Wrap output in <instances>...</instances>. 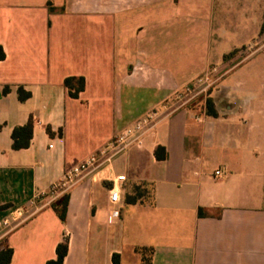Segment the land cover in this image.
I'll list each match as a JSON object with an SVG mask.
<instances>
[{
	"label": "crops",
	"instance_id": "0c3cea01",
	"mask_svg": "<svg viewBox=\"0 0 264 264\" xmlns=\"http://www.w3.org/2000/svg\"><path fill=\"white\" fill-rule=\"evenodd\" d=\"M262 15L264 0H0V218L17 207L28 217L0 242L9 264H45L61 243L62 264H113L114 255L118 264H264V208L241 201L251 181H264ZM225 32L236 40L223 45ZM212 63L209 94L182 97ZM68 77L84 79L77 99ZM18 87L30 98L20 102ZM207 96L217 118L204 113ZM151 113L141 146L67 191L64 223L55 200L36 198ZM28 120V148L12 150L13 129Z\"/></svg>",
	"mask_w": 264,
	"mask_h": 264
},
{
	"label": "built area",
	"instance_id": "2783aa9c",
	"mask_svg": "<svg viewBox=\"0 0 264 264\" xmlns=\"http://www.w3.org/2000/svg\"><path fill=\"white\" fill-rule=\"evenodd\" d=\"M217 73V69L215 68L202 73V75L195 80L192 87H187L184 90L182 97L206 95L214 85L215 75ZM156 122L157 117L152 113L136 121L127 129L122 130L113 140H110L106 146L101 147L90 155L85 161L67 170L58 183L52 185L48 191L37 195L36 198L47 196L51 200H56L60 195L66 193L76 185L78 181L86 177L100 165L109 162L112 157L121 153L129 146H141L143 137L150 131ZM49 147H51V145ZM223 175L221 171L217 170L214 172L213 178L217 180ZM108 200L113 206L120 203V191L115 185L108 191ZM26 219H28V217L23 208L17 207L10 209L5 216L0 218V242Z\"/></svg>",
	"mask_w": 264,
	"mask_h": 264
},
{
	"label": "trees",
	"instance_id": "16d2710c",
	"mask_svg": "<svg viewBox=\"0 0 264 264\" xmlns=\"http://www.w3.org/2000/svg\"><path fill=\"white\" fill-rule=\"evenodd\" d=\"M50 5V4H49ZM260 35H264V15H262V24L260 28ZM237 52H231L223 57V60L234 57ZM4 59V53L0 47V60ZM236 61L235 63H237ZM64 86L67 89L68 96L71 99H77L78 95L84 90L85 82L84 79L79 77H68L64 80ZM7 88L3 90V93H7ZM210 91H208L209 94ZM18 100L20 102L26 101L30 98V93L25 92L23 88L18 87L17 89ZM204 113L209 118H217L218 114L214 106V102L210 97H206L204 100ZM48 133L50 132L47 129ZM32 138V122H28L21 126L13 129L11 133L12 139V150L26 149L29 146L30 140ZM154 157L157 161H163L166 159V153L164 148L157 147L154 151ZM69 194L63 193L51 204V209L57 218L64 223L66 217V209L68 205ZM197 215L199 217L207 216V212L203 208H198ZM67 253L66 243L58 244L55 250L56 257L46 261L45 264H62ZM12 255V250L9 248H0V264H9ZM113 264H118L117 256L114 255L112 258Z\"/></svg>",
	"mask_w": 264,
	"mask_h": 264
},
{
	"label": "rangeland",
	"instance_id": "374dc122",
	"mask_svg": "<svg viewBox=\"0 0 264 264\" xmlns=\"http://www.w3.org/2000/svg\"><path fill=\"white\" fill-rule=\"evenodd\" d=\"M48 10H50V11H52V5H48ZM236 11L234 10L233 11V14L231 15V17L230 18H234V19H236L237 20V18H238V13H235ZM225 17V16H224ZM109 17L108 16H105V18L104 19H102L103 21H106L107 22V20L109 21L110 20V18L108 19ZM215 18H217V17H215ZM233 19H231V21H232ZM229 21V20H228ZM219 22H217V20H215V22H214V27H216L215 29V34H213V30H211V37H213V38H215V40L216 39H218V32H219V29H218V27L217 26H220V27H222V25H219L218 24ZM103 24H105V23H103ZM203 26V27H202ZM230 27H234L235 29H237V27L235 26V25H230ZM222 30V29H221ZM228 32V31H227ZM231 32H234V31H231ZM230 33V32H229ZM169 34V33H168ZM170 34H174V32H170ZM152 35H154V36H158L157 35V33L153 30L152 31ZM224 35H226V39L222 42L223 43V45H227V44H230V42L231 41H235L236 40V37H233V35L231 36V35H229V36H227V34H226V32L224 33ZM168 36H170V35H168ZM199 37H204L205 39L208 37V31L206 30V25H200V28H199ZM235 38V39H234ZM138 48H142V47H138ZM257 47H253L251 50H249L248 52H243L242 53V55H241V59L242 58H245L248 54H250V53H252L255 49H256ZM242 50H244V47H240V48H238V49H236V50H234V51H232V52H238V51H242ZM240 60V59H239ZM212 69V68H219V65L218 64H215V63H212L211 64V66L209 67V69ZM200 69H201V66H200ZM200 73V72H199ZM216 79V78H215ZM216 85V84H215ZM215 85H213V86H215ZM199 97H203V94L202 95H199ZM200 100H202V98L201 99H199V101ZM202 102V101H201ZM201 102H199V103H201ZM200 105L198 104V106L197 107H199ZM261 127H262V133H264V123H262L261 124ZM128 128V127H127ZM127 128H125V129H127ZM113 140V139H112ZM220 171L222 172V173H224V171L222 170V169H220ZM214 173V172H213ZM220 196L222 197V193H220ZM264 198V181H262V182H253V184H252V181H251V183L248 185V187H247V189L245 190V193H243L242 195H241V201H243V199L245 198V204H246V207H251V206H261L262 208H264V202H261V201H258L259 200V198ZM238 195L236 194L235 196H234V199L236 200V202H237V200H238ZM212 213L213 214H215V213H217V211L216 210H214V211H212Z\"/></svg>",
	"mask_w": 264,
	"mask_h": 264
}]
</instances>
